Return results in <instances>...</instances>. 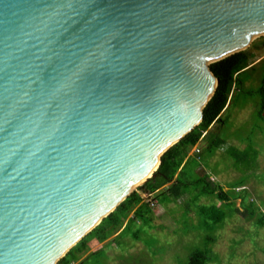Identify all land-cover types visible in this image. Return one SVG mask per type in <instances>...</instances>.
<instances>
[{"label":"water","instance_id":"1","mask_svg":"<svg viewBox=\"0 0 264 264\" xmlns=\"http://www.w3.org/2000/svg\"><path fill=\"white\" fill-rule=\"evenodd\" d=\"M254 35L264 0H0V264H56L152 178Z\"/></svg>","mask_w":264,"mask_h":264},{"label":"trees","instance_id":"2","mask_svg":"<svg viewBox=\"0 0 264 264\" xmlns=\"http://www.w3.org/2000/svg\"><path fill=\"white\" fill-rule=\"evenodd\" d=\"M260 38L264 48V37ZM247 50L209 65V70L218 80V84L213 96L202 109L200 123L161 155L159 166L152 178L137 187L56 264H107L104 248L88 253L81 260L80 257L89 250V244L93 241L102 243L112 236L114 237L108 242L117 245L124 237H129L135 242L140 241L144 228H151L155 219L148 199L164 207L187 196L183 202L184 213L187 214L191 208H195L197 227L206 229L208 233L222 225L234 211L255 226L264 227V213L253 200L246 199L247 192L243 189V181L240 178L226 185L227 190L224 191L223 187L213 182L210 174L202 169L225 140L223 135L221 138L210 131L211 125L225 123L223 112L231 107L241 108L248 99H256L253 116L256 122L264 125V74L256 87H245L250 71L255 68V65L250 66L255 55ZM202 141H207V148L198 155H189L190 150ZM227 153L235 165L244 167L253 163L256 155L251 144L243 151L229 148ZM239 188L242 189L236 190ZM142 195L149 197L146 200ZM202 196L215 198L220 205H197L196 202ZM236 200H239V208H234ZM213 241L214 238L210 234L201 237L200 244L190 249L182 264H209L212 261L209 245Z\"/></svg>","mask_w":264,"mask_h":264},{"label":"rangeland","instance_id":"3","mask_svg":"<svg viewBox=\"0 0 264 264\" xmlns=\"http://www.w3.org/2000/svg\"><path fill=\"white\" fill-rule=\"evenodd\" d=\"M261 43L260 37H253L249 47L245 48L255 55L250 65H255V68L250 71L245 87H256L264 74V48ZM256 102V99H248L241 108H229L222 114L225 123L210 126L213 135L224 136L225 140L202 169L224 191L227 190L226 185L240 178L247 192L246 199L253 200L264 213V125L254 119ZM250 144L256 152L254 162L247 167L235 165L227 150L235 148L243 151ZM207 146V141H202L190 150L189 155H198ZM143 197L147 198L146 195ZM185 197L164 207L152 201L151 208L155 215L153 226L144 228L140 241L124 237L119 240V245L108 242L114 236L102 243L93 241L80 260L88 253L104 248L107 264H182L190 249L200 244V238L210 234L214 241L209 245L212 253L209 264H264V227L255 226L234 211L222 225L208 233L206 229L197 227L195 208L184 213ZM196 203L220 205L217 199L203 196ZM234 208H239V200L235 201ZM148 243L153 244L148 246Z\"/></svg>","mask_w":264,"mask_h":264},{"label":"bare ground","instance_id":"4","mask_svg":"<svg viewBox=\"0 0 264 264\" xmlns=\"http://www.w3.org/2000/svg\"><path fill=\"white\" fill-rule=\"evenodd\" d=\"M253 37H257V35L252 36L251 39H250V41H249L246 45L240 47V48H239L238 50H236V51L244 50V49L249 45V43L251 42V40L253 39Z\"/></svg>","mask_w":264,"mask_h":264},{"label":"built area","instance_id":"5","mask_svg":"<svg viewBox=\"0 0 264 264\" xmlns=\"http://www.w3.org/2000/svg\"><path fill=\"white\" fill-rule=\"evenodd\" d=\"M143 196H145V195H143ZM147 197H149L148 195H146ZM146 200H147V198H145ZM149 201H150V206L153 204L152 203V201L149 199Z\"/></svg>","mask_w":264,"mask_h":264}]
</instances>
